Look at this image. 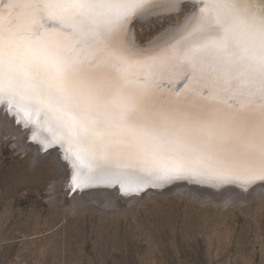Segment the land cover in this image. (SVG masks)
Listing matches in <instances>:
<instances>
[{
  "label": "snow or ice",
  "instance_id": "6c2138e0",
  "mask_svg": "<svg viewBox=\"0 0 264 264\" xmlns=\"http://www.w3.org/2000/svg\"><path fill=\"white\" fill-rule=\"evenodd\" d=\"M154 3L7 0L0 103L42 118L74 187L114 162L154 181L264 182V3L199 0L178 38L131 48L128 24ZM173 75L183 99L163 88Z\"/></svg>",
  "mask_w": 264,
  "mask_h": 264
},
{
  "label": "rangeland",
  "instance_id": "374dc122",
  "mask_svg": "<svg viewBox=\"0 0 264 264\" xmlns=\"http://www.w3.org/2000/svg\"><path fill=\"white\" fill-rule=\"evenodd\" d=\"M171 21L135 22V40L143 44ZM3 104L0 264H264V194L224 204L162 192L128 202L119 189L127 182L104 172L74 187L58 145L45 147L48 133L44 145L24 114Z\"/></svg>",
  "mask_w": 264,
  "mask_h": 264
},
{
  "label": "water",
  "instance_id": "95a60500",
  "mask_svg": "<svg viewBox=\"0 0 264 264\" xmlns=\"http://www.w3.org/2000/svg\"><path fill=\"white\" fill-rule=\"evenodd\" d=\"M4 1L5 0L0 1L1 5L4 3ZM252 2L257 7H259L262 3H264V0H252ZM185 4L190 5L191 8L181 17H179L176 22L170 23L169 25L165 26L155 35H153L151 38L146 40L143 44L138 43L135 40L136 38L133 31V25L135 22L146 23L151 21L153 18L171 17L175 14H180L184 10ZM199 6H200L199 0H159L158 3L151 6L150 10L132 19V21L127 26V29L130 33L129 35L130 37L126 33L124 39L128 42V46L130 47L132 46L134 49H140L147 53L155 52L157 51L158 45H162L165 42H171L175 38H178L184 32V30L189 26L191 22L194 8H198ZM172 77L174 78H171V80L167 78L168 80L163 81L164 83L163 85H165V87L167 88L173 87L174 89H178L184 83H187L186 80H181L178 77V75H173ZM42 134H45L44 130ZM59 151H63V150H61V148L59 147ZM98 173H101V171L97 170L94 174V177L97 176ZM129 177L133 178V176H129ZM129 177L128 178L124 177L123 179L127 182L128 185L130 186L134 185V187H136L135 190L133 189L128 190L130 194L135 193L136 190H139L140 192L141 191L144 192L147 189L154 188V185L156 186V190H157L156 193H162V192L173 193V191H169L171 190L172 186L186 184V186L188 185V187L212 190V192L214 193L212 199L214 200H217L227 192H231V190H235L236 191L235 195H238V197L234 202H245L253 195H256V192L258 190L264 191V182H256L255 184L245 186L240 183L221 182V181L215 183L216 181H212V180H200V179H189V178L172 179L168 181H154L150 178L142 176L141 174L137 175L136 180L132 182L133 179L130 181Z\"/></svg>",
  "mask_w": 264,
  "mask_h": 264
},
{
  "label": "bare ground",
  "instance_id": "6f19581e",
  "mask_svg": "<svg viewBox=\"0 0 264 264\" xmlns=\"http://www.w3.org/2000/svg\"><path fill=\"white\" fill-rule=\"evenodd\" d=\"M1 1V0H0ZM7 2V0H5L4 1V3H6ZM159 2V0H155V3L154 4H156V3H158ZM3 3V4H4ZM3 4L1 5V3H0V6H3ZM191 7H190V5H187V4H185L184 5V10L180 13V14H175V15H173L172 17H170L171 18V22H169V24L170 23H173L174 22V20H177L179 17H181L183 14H185L189 9H190ZM152 21V20H151ZM150 22V21H149ZM127 34H128V36L130 35V33H129V31H128V29H127V32H126ZM126 33H124L123 35H124V37L126 36L125 34ZM130 37V36H129ZM132 38V37H131ZM126 41V40H125ZM126 43L128 44V42L126 41ZM131 48H133L132 46H131ZM171 78H174V77H171ZM164 80H168L167 78H165ZM164 84V83H163ZM185 84L186 83H184L182 86H180L178 89H174L173 87H171V88H167V87H165V85H163V88L167 91V90H169V89H171V90H173V95H175V94H177V93H179V94H181V99H183V93H182V90L184 89V86H185ZM1 105L3 104V103H0ZM4 105V104H3ZM2 105V106H3ZM6 105V104H5ZM7 107H8V105H7ZM6 108V107H5ZM8 109V108H7ZM1 111V110H0ZM8 111H9V109H8ZM14 116H16V115H18L17 114V111H16V109L15 108H13L11 111H10ZM10 112H9V114H10ZM6 114V113H5ZM8 114V115H9ZM19 114H21V116H22V112L21 113H19ZM7 115V116H8ZM19 116V115H18ZM3 117V116H2ZM17 117V116H16ZM21 118V117H20ZM19 118V119H20ZM24 118V117H23ZM33 119H34V117H33ZM12 121V120H11ZM17 121V120H16ZM26 121V120H25ZM20 123V122H19ZM19 123H18V125H19ZM29 124H30V122H28ZM25 125V124H24ZM23 125V126H24ZM20 126V125H19ZM11 127V126H10ZM25 128V127H24ZM31 130V132H33V133H36L37 134V138L43 143L44 141V145H45V143L48 141V139H47V136L45 137L44 136V134H42V132H43V126H42V118L40 119V122H37V123H31V127H29ZM19 129V128H18ZM26 129V128H25ZM28 131V130H27ZM28 133H29V131H28ZM27 133V134H28ZM19 135V134H18ZM25 135V132H24V134L23 135H20V137L21 136H24ZM31 135V134H30ZM30 135H29V138H30ZM33 135V134H32ZM28 136V135H27ZM36 137V136H35ZM28 139V138H27ZM43 140V141H42ZM22 141V140H21ZM24 141V140H23ZM24 142H26V140L24 141ZM21 143V142H20ZM23 144V143H22ZM22 144H20V145H22ZM50 144L51 143H48L47 145H48V147L50 146ZM31 145H32V143H31ZM30 146V145H29ZM55 146V145H54ZM23 147V146H22ZM32 147V146H31ZM56 147V149H54L53 148V152H54V154L55 155H57V159L59 160V162H63V163H66L67 165H68V167L69 168H71L73 171L75 170L74 169V167H70V165H69V163L68 162H66L64 159H63V157L65 156V154L66 153H64L63 151L64 150H66V149H64V148H61V146L59 145V147L61 148V150H63V151H59V147L58 146H55ZM47 149V148H46ZM49 150V149H48ZM35 153H37V154H39L38 153V151H35ZM60 153H61V156H60ZM37 158V157H36ZM99 171H101V172H104V173H109V174H114V175H117V177H119V179H121L122 180V178H128L129 176H133V178L132 177H129V180L131 181L132 179V182H134L135 180H136V178H137V175H139V173H137V172H134V171H131V170H128V169H125L124 167H122V166H120V165H118L117 163H113L110 167H104L102 170H99ZM113 171V172H112ZM121 181H118V184L120 183ZM219 181H216L215 183H218ZM122 185V186H121ZM119 187V186H118ZM122 188V191L123 192H125V191H127V192H125V193H127V201L128 202H134V201H136V200H138V199H143V198H145V197H148V196H152V195H154L155 193H156V186L154 185V188H151V189H147V190H145L144 192H140L139 190H136L135 191V193H132V194H129L130 192L128 191L129 189H133V190H135L136 189V187H134V185L133 186H130V185H128V184H126V185H124V183L123 184H121L120 183V187H119V189H121ZM169 191H173V193H183L184 191L186 192V193H188V195H191V196H194V197H198V198H200V199H205V200H211L212 199V197H213V195H214V193L212 192V190H208V189H199V188H195V187H188V185L186 186V184L185 185H174V186H172L171 187V190H169ZM129 192V193H128ZM134 192V191H133ZM231 192H234V193H231ZM231 192H227V193H225V194H223L220 198H218L216 201H218V202H221V203H229V201H230V203H233L234 201H236V199H237V197H238V195H235L236 194V191L235 190H231ZM263 194L264 193V191L263 190H258L257 192H256V194ZM126 203V202H125ZM125 203H123V204H121V205H124L125 206Z\"/></svg>",
  "mask_w": 264,
  "mask_h": 264
}]
</instances>
